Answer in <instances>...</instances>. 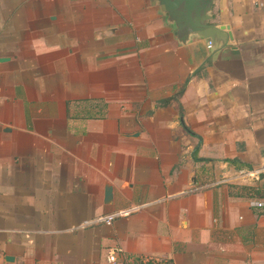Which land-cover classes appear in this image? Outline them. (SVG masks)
<instances>
[{
  "label": "crops",
  "instance_id": "1",
  "mask_svg": "<svg viewBox=\"0 0 264 264\" xmlns=\"http://www.w3.org/2000/svg\"><path fill=\"white\" fill-rule=\"evenodd\" d=\"M211 15L215 59L149 0H0V264H264V8Z\"/></svg>",
  "mask_w": 264,
  "mask_h": 264
},
{
  "label": "water",
  "instance_id": "2",
  "mask_svg": "<svg viewBox=\"0 0 264 264\" xmlns=\"http://www.w3.org/2000/svg\"><path fill=\"white\" fill-rule=\"evenodd\" d=\"M215 0H149L157 7L165 23L173 28V38L186 46L193 38L202 39L212 53V59L227 47L230 34L225 27L212 23ZM111 188L105 190V200L111 199Z\"/></svg>",
  "mask_w": 264,
  "mask_h": 264
},
{
  "label": "built area",
  "instance_id": "3",
  "mask_svg": "<svg viewBox=\"0 0 264 264\" xmlns=\"http://www.w3.org/2000/svg\"><path fill=\"white\" fill-rule=\"evenodd\" d=\"M253 1L256 6L260 8H264V0H253ZM241 175L242 176L246 175L250 177L252 176L250 172H242ZM258 205L261 206V204H258ZM146 206L147 204H137V205H133L128 208H125V209L114 211L109 214L100 215L89 221H85L84 223L81 224V227H91L95 225L109 226L115 220L120 219V218L129 217L130 215L141 211ZM119 257L122 258V261H125L126 259L125 257H123V250L120 247L114 246L108 249L107 262L109 264H116L118 262V259H120ZM127 261H133L134 264H160L161 263V261L158 258L153 257V256H146V255L139 256L133 259L130 258V259H127Z\"/></svg>",
  "mask_w": 264,
  "mask_h": 264
},
{
  "label": "trees",
  "instance_id": "4",
  "mask_svg": "<svg viewBox=\"0 0 264 264\" xmlns=\"http://www.w3.org/2000/svg\"><path fill=\"white\" fill-rule=\"evenodd\" d=\"M173 99V98H172ZM172 99H167V100H162L161 102H160V107H165V106H167L168 104H169V100H172Z\"/></svg>",
  "mask_w": 264,
  "mask_h": 264
}]
</instances>
